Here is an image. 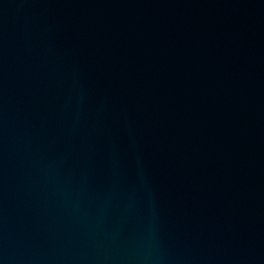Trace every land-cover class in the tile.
<instances>
[{
  "label": "water",
  "instance_id": "obj_1",
  "mask_svg": "<svg viewBox=\"0 0 264 264\" xmlns=\"http://www.w3.org/2000/svg\"><path fill=\"white\" fill-rule=\"evenodd\" d=\"M0 264H264V0H0Z\"/></svg>",
  "mask_w": 264,
  "mask_h": 264
}]
</instances>
